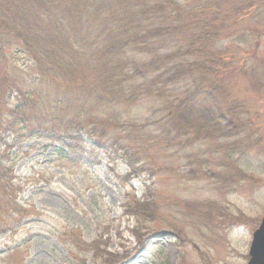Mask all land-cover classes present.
Segmentation results:
<instances>
[{
  "label": "rangeland",
  "instance_id": "1",
  "mask_svg": "<svg viewBox=\"0 0 264 264\" xmlns=\"http://www.w3.org/2000/svg\"><path fill=\"white\" fill-rule=\"evenodd\" d=\"M179 1L189 10L199 12L205 4L215 11L193 16L189 31L168 36L152 45L153 51L127 47L106 58L142 64L191 38L201 19H216L212 28L216 38L210 43L202 40L204 48L235 65L226 93L218 92L216 102L206 105L233 112L229 135L200 133L195 128L181 137L174 129L168 147L160 125L154 123L166 101L151 96L132 105H113L121 111L126 128L105 123L106 134L96 143L87 129L82 130L88 135L84 146L90 159L76 155L69 162L60 159L59 144L36 134L23 137L6 160L22 187L20 201L39 214L0 231V264L248 263L252 235L264 216V0ZM59 2L61 10L73 3ZM129 3L118 2L114 9L129 18L134 14L126 8ZM85 20L97 27L101 21L91 16ZM69 28L77 31V26ZM83 49L74 71L83 73L89 85L97 84L105 77L103 61L96 59L94 48ZM244 63L246 70H242ZM26 68L32 78L37 70L31 65ZM153 78L142 82L148 86L155 82ZM75 88L65 94L63 108L72 115L85 110V90ZM41 89L53 94L51 85ZM102 106L101 115H108L107 120L115 111ZM130 163L135 174L128 173ZM146 197L154 201V217L136 221L126 206Z\"/></svg>",
  "mask_w": 264,
  "mask_h": 264
},
{
  "label": "trees",
  "instance_id": "2",
  "mask_svg": "<svg viewBox=\"0 0 264 264\" xmlns=\"http://www.w3.org/2000/svg\"><path fill=\"white\" fill-rule=\"evenodd\" d=\"M71 1L68 8L61 10L59 0H0L1 232L39 214L33 206H25L20 201L22 187L15 182L6 160L8 153L27 135L36 134L59 144L60 159L71 162L76 155L91 158L85 154L87 134L83 129H87L90 139L96 143L106 134L110 123L120 130L126 128L121 111L113 105H132L143 97L166 101V107L154 123L160 125L162 140L167 146L174 139V129L181 137H188L195 128L200 133L227 137L235 120L232 111L206 105L207 101L216 102L218 92L226 93L225 84L231 66L235 65L226 56L204 48L202 40L210 43L216 38L217 33L212 31L216 19H201L191 38L180 40L172 49L162 50L160 56L153 55L142 64L106 58L127 47L145 53L153 51L152 45L189 31L192 17L203 10L201 14L212 13L213 7L207 9L203 4V9L200 7L197 12L186 9L179 0H129L131 3L126 8L134 14L125 18L114 9L118 2L124 4V0ZM88 16L99 17V28L97 24L89 25L85 20ZM69 25L77 26V31ZM90 29L95 31L91 33ZM81 48L89 51L94 48L96 59L103 61L105 77L97 84L89 85L83 73L74 71ZM29 65L37 70L32 78L27 76ZM246 69L244 63L242 70ZM149 76L156 80L147 86L142 81ZM58 77L68 86L58 81ZM44 84L53 87V94L41 89ZM75 87L85 90L86 99L82 103L85 110L72 115L63 108L65 94L68 90H77ZM105 104L110 111H115L110 120H105L108 115H101ZM87 110L91 118L86 115ZM205 125L212 128L206 129ZM132 167L130 163L129 174L136 172ZM153 204L148 197L144 201L133 200L126 206L127 213L136 221L144 216L153 218Z\"/></svg>",
  "mask_w": 264,
  "mask_h": 264
},
{
  "label": "water",
  "instance_id": "3",
  "mask_svg": "<svg viewBox=\"0 0 264 264\" xmlns=\"http://www.w3.org/2000/svg\"><path fill=\"white\" fill-rule=\"evenodd\" d=\"M247 264H264V217L253 233Z\"/></svg>",
  "mask_w": 264,
  "mask_h": 264
}]
</instances>
